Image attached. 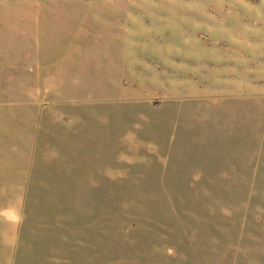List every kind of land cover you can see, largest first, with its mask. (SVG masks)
Returning a JSON list of instances; mask_svg holds the SVG:
<instances>
[{"label":"rangeland","instance_id":"rangeland-1","mask_svg":"<svg viewBox=\"0 0 264 264\" xmlns=\"http://www.w3.org/2000/svg\"><path fill=\"white\" fill-rule=\"evenodd\" d=\"M0 264H264V0H0Z\"/></svg>","mask_w":264,"mask_h":264}]
</instances>
